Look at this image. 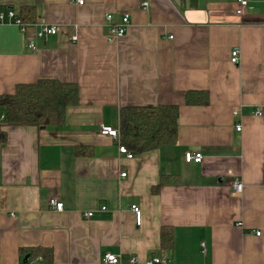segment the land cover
<instances>
[{
    "label": "crops",
    "instance_id": "0c3cea01",
    "mask_svg": "<svg viewBox=\"0 0 264 264\" xmlns=\"http://www.w3.org/2000/svg\"><path fill=\"white\" fill-rule=\"evenodd\" d=\"M6 8H33L36 21L25 32L0 24V96L55 80L75 85L78 103L58 128L0 121V264H47L22 254L34 248L51 252L49 264H102L107 253L122 264L161 253L170 264H264V0L242 16L236 0H0ZM124 13L125 34L107 42L106 16ZM42 26L59 31L33 39ZM188 93L207 104H187ZM160 105L178 107L175 145L127 159L100 135L119 129L122 109ZM186 152L202 162L187 164Z\"/></svg>",
    "mask_w": 264,
    "mask_h": 264
},
{
    "label": "trees",
    "instance_id": "16d2710c",
    "mask_svg": "<svg viewBox=\"0 0 264 264\" xmlns=\"http://www.w3.org/2000/svg\"><path fill=\"white\" fill-rule=\"evenodd\" d=\"M19 17L24 24L36 21L33 8H22ZM196 94L199 96L193 99L188 93L186 103L207 104L206 93ZM77 103L78 91L75 85L41 80L32 85L17 86L13 94L0 96V111L4 115L3 123L8 127L58 128L65 122L66 110ZM119 122V142L135 155L173 146L177 142V106L125 108L120 112ZM5 141L6 135L0 130V146ZM87 152L88 148H76L77 156H84ZM22 254L31 261L39 258L47 264L52 261L51 252L42 248L22 250Z\"/></svg>",
    "mask_w": 264,
    "mask_h": 264
},
{
    "label": "built area",
    "instance_id": "2783aa9c",
    "mask_svg": "<svg viewBox=\"0 0 264 264\" xmlns=\"http://www.w3.org/2000/svg\"><path fill=\"white\" fill-rule=\"evenodd\" d=\"M86 1L87 0H72V2L76 6H83ZM251 1L252 0H236V5H237V8L235 10L236 16H242L244 14L246 8L248 7L249 3H251ZM141 7L144 10L147 9L148 3H146V2L142 3ZM106 21L108 22L106 41L112 42L114 40L121 38L125 34L127 28L130 25V14H128V13L122 14L116 23H112V16L107 15ZM7 22L13 23L15 26L20 28V30L22 32H25L27 29V25L21 21L18 13L15 12L11 8H6V9L0 11V24H4ZM58 31H59V29L56 27L42 26L34 34L33 39L44 40L48 37L55 36L58 33ZM76 39H77L76 36H73L71 38L72 41H76ZM29 48L32 51L36 50V45L34 43V40H30ZM230 62H231V64L238 65V63H239V51L238 50H233L231 52ZM231 115H232V117L235 118L239 115V111L233 110L231 112ZM254 115L256 117H261L263 115V112L261 109H257L254 112ZM3 119H4V116L1 115L0 121H3ZM235 131L236 132L241 131V126L239 124L235 126ZM100 135H102L104 137H108V138L112 139L114 142H117L118 152L122 155H125V157L127 159L133 158V154L130 153L119 142V138H120L119 129H112V128H108V127H103L100 130ZM202 159H203V156L200 153L186 152L184 154V161L187 164H200L202 162ZM120 177L124 178L125 173L121 174ZM231 189H232V192L234 194H236V195L240 194L242 192V189H243L242 182H239L236 180L231 182ZM48 206L51 209L55 210L56 212H61L63 209V203L60 202L56 197H52L48 200ZM101 211H105V208H101ZM130 211L135 216L136 226L139 227L141 225V221H142L140 208L138 206L133 205V206H131ZM93 216H94L93 212H87V213H84L82 215V217L86 220L92 218ZM237 226L242 228L243 225L241 223H238ZM255 236L259 237L260 233L256 232ZM204 247H205L204 244H202L203 252H204ZM102 264H122L121 257L119 255H116V254L107 253L102 258ZM127 264H140V263L138 262V259L136 257H130ZM143 264H170V259L167 257V255L165 253H161L160 255L153 256L150 259L146 260Z\"/></svg>",
    "mask_w": 264,
    "mask_h": 264
}]
</instances>
